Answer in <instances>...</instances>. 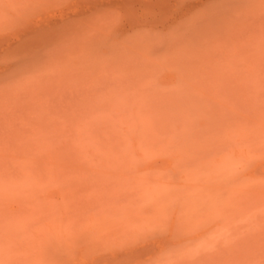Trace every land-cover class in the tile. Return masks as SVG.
<instances>
[{
  "label": "rangeland",
  "instance_id": "374dc122",
  "mask_svg": "<svg viewBox=\"0 0 264 264\" xmlns=\"http://www.w3.org/2000/svg\"><path fill=\"white\" fill-rule=\"evenodd\" d=\"M0 264H264V0H0Z\"/></svg>",
  "mask_w": 264,
  "mask_h": 264
}]
</instances>
